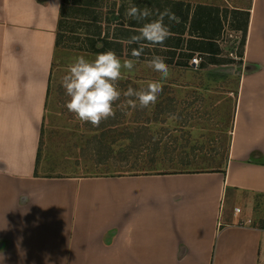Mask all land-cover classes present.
Here are the masks:
<instances>
[{"label": "crops", "instance_id": "crops-1", "mask_svg": "<svg viewBox=\"0 0 264 264\" xmlns=\"http://www.w3.org/2000/svg\"><path fill=\"white\" fill-rule=\"evenodd\" d=\"M61 4L0 0V264H264V0L231 6L249 21L225 165L134 175L41 170Z\"/></svg>", "mask_w": 264, "mask_h": 264}, {"label": "rangeland", "instance_id": "rangeland-1", "mask_svg": "<svg viewBox=\"0 0 264 264\" xmlns=\"http://www.w3.org/2000/svg\"><path fill=\"white\" fill-rule=\"evenodd\" d=\"M68 1L72 4L71 14L63 23L61 43L55 54L41 134V170L74 175H134L223 167L229 155L240 77L237 67L241 65V54L237 44L243 36L236 28L238 23H234L242 20L243 15L231 6L243 0H159L150 7L153 13L166 8L172 11L180 2L183 5L178 11L189 16H193L200 5H206L205 14L219 10L223 23L219 35L220 52L217 55L196 52L202 58L196 67L188 65L196 53H190L186 46L187 22L176 23L182 24L181 27L184 24L186 30L180 40L172 34L164 42L172 47L178 42V50L149 45L137 59L131 52L138 45L115 40L121 37L122 28L114 17L123 16L129 23L125 11L130 0H97V6L88 17L76 13L78 7L74 0ZM92 16L98 17V25L91 22ZM155 18L153 15L149 19ZM165 23L170 27L175 24L167 17ZM196 27H200L199 22ZM98 33L100 39L109 37L112 42L109 50L122 61L137 59L134 69L131 72L125 70L124 79L118 82L122 92L129 86L139 89L146 87L149 81L159 80V73L147 67V61L154 55L164 57L170 78L162 82L163 90L150 109L129 108L127 114L117 109L114 118L93 127L90 123H80L67 110L65 105L69 98L60 80L75 57L95 58L98 53L90 50L88 37ZM192 46L200 50L201 44L198 40ZM98 47H102L101 42ZM171 115L178 118L170 119ZM231 192L229 190L227 194L226 209Z\"/></svg>", "mask_w": 264, "mask_h": 264}, {"label": "clouds", "instance_id": "clouds-1", "mask_svg": "<svg viewBox=\"0 0 264 264\" xmlns=\"http://www.w3.org/2000/svg\"><path fill=\"white\" fill-rule=\"evenodd\" d=\"M153 15L152 9L146 6L140 8L131 3L125 11L127 18L142 23L138 34L130 36L126 41L128 45L139 46L132 49L131 55L134 58L138 59L145 47L163 45L170 38L172 33L169 24L165 23L166 17L170 23L180 22L171 9L158 11L155 19H149ZM137 59L122 61L113 50L98 53L92 60L82 55L75 57L60 80L65 95L69 98L65 105L67 110L80 123L99 127L102 121L114 118L117 109L125 114L129 108L150 109L157 103L163 90L162 82L170 78V69L164 57L154 55L147 61V67L159 73V80L149 81L146 87L139 89L129 86L122 92L118 82L124 79L125 70L131 72L134 69ZM177 118L176 115L170 116L173 120ZM29 198L24 197L25 200Z\"/></svg>", "mask_w": 264, "mask_h": 264}, {"label": "trees", "instance_id": "trees-1", "mask_svg": "<svg viewBox=\"0 0 264 264\" xmlns=\"http://www.w3.org/2000/svg\"><path fill=\"white\" fill-rule=\"evenodd\" d=\"M130 2L131 4H134L140 8H144L145 6L150 8L152 7V5L158 4L159 0H130ZM73 3H75V5L78 7V9L76 10V13L82 14V16L88 17L89 14L92 13L91 11L92 8H95L97 6L96 4L98 3V1L97 0H74ZM182 5H183L182 3L177 2L175 6H173L172 12L175 13V15L179 17L180 21H182L183 23H186L189 19V14L188 13L184 14L181 11H178V9L182 7ZM71 6L72 4L69 3L68 0H62V4L60 8V19H59V24H58L57 38H56L57 48L60 46V43H61V38H62L61 32H62L63 23L65 19L70 16L69 14H71V12H69L71 10ZM205 6L206 5H200L199 10H197V12H195V14H193V16L191 17L190 28L187 32L189 37L187 38L186 46H187L188 51L190 53H193L196 50V47L192 46V44L194 42H198L199 40V43L201 44V47H199L200 49L199 51L205 52L209 55H217L220 52V46L218 45L217 40L219 39V35H220V31H221L223 23H222L221 15L218 9L217 10L215 9L214 13L205 14L206 13L205 11L207 9ZM158 7L162 8L161 5H159ZM174 7H177V9L176 8L174 9ZM200 9L203 11L202 12L203 15H201ZM158 11L162 12L159 9ZM158 11H154V15ZM235 11L243 15L242 20L239 19V21L234 22V23H238V25H236V28H238V30H241L243 34L242 39L240 40V42L238 41V44H237L238 49H239V54H241L242 56L243 48H244L245 40H246V34H247L249 12L242 11V10H236V9ZM122 13H123V10H122ZM114 19L116 23L119 24L118 26L122 28L119 34L121 37H116L115 39L117 40V42L118 40H127L130 36L138 34V30L142 26L141 23H138L137 21L132 20V19H129L130 21H128L129 23H127V21L123 19V16L114 17ZM90 20L95 25H98L100 23L97 16H92ZM195 21L200 23L199 28H201V31H198L199 28L196 27ZM181 26L182 24L175 23L174 25H172V27H170L171 33L177 35L179 40L186 33V30L184 29L185 28L184 24H183V27ZM99 35L100 33L94 34L88 37L90 50L95 53H101V52L108 51L110 46L112 45V42L111 40H109L108 36L100 39ZM100 42L102 43V47H98ZM177 44L178 45H176L175 47H172V45H168V44H163L162 46L169 48L170 50H173V49L178 50L180 46L178 42ZM172 53H175V51ZM40 149H41V145H40L39 151ZM38 158H40V154L38 155Z\"/></svg>", "mask_w": 264, "mask_h": 264}, {"label": "built area", "instance_id": "built-area-1", "mask_svg": "<svg viewBox=\"0 0 264 264\" xmlns=\"http://www.w3.org/2000/svg\"><path fill=\"white\" fill-rule=\"evenodd\" d=\"M201 61H202V58L198 54H196L190 59L189 64L191 66L196 67V66H199L201 64ZM240 212H241V209L239 207H236L235 208V213L237 214V213H240ZM238 224L241 225L242 222H239Z\"/></svg>", "mask_w": 264, "mask_h": 264}]
</instances>
